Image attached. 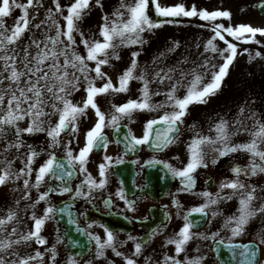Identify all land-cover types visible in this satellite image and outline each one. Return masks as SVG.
Returning <instances> with one entry per match:
<instances>
[{
	"label": "rangeland",
	"instance_id": "obj_1",
	"mask_svg": "<svg viewBox=\"0 0 264 264\" xmlns=\"http://www.w3.org/2000/svg\"><path fill=\"white\" fill-rule=\"evenodd\" d=\"M258 1L148 0L149 20L160 26H145V31L139 34V40L135 34L126 33L124 38L115 36L111 42L115 47L107 49L106 55L97 56V59L107 60L106 64L100 65L103 73V78H100L92 71L96 67L95 61L86 59L89 49L82 41H87L91 46L105 43L101 35L102 29L115 25L119 30V27L130 19L128 8L133 7L138 0H90L89 7L81 14V19L76 21L77 31L72 33L75 44L70 48V52L84 58L89 70L86 73L87 79L76 72L79 80L75 83L79 90H72L70 95H62H65V99L73 106L82 108L87 100L86 89L89 82L99 89L110 81L115 89L120 86L119 81L123 74L131 70L132 79L128 81L126 91L116 92L109 89L108 92L94 97L96 109L104 116L103 130L108 132L115 124L112 123V117L116 116L118 121L129 123L133 133L142 139L152 119L164 118L179 111L174 107L175 100L184 99L190 89L202 91L213 83L214 75L219 73V69L230 55L228 44L236 48L237 54L219 82V87L214 94L204 97L206 102L188 105L186 114L182 117L181 133L172 140L173 143L171 142L168 148V153L177 152L180 156L182 153L183 160L193 161L194 155L198 153L200 163L212 162L215 166L223 164V170L218 173V183L209 196L200 191L193 192L194 199L189 208L203 206L206 197H210L215 203L212 204L209 220L203 227L197 230L190 227L191 239L182 246L179 254L176 252V244L169 241L179 242L182 239L179 234L186 225V208L172 215L168 223L170 225L166 226L167 230L165 228L162 231V240L158 245H152L149 241L147 245L141 246L133 233L110 232L101 225L91 224L87 229L94 236L95 243L84 258L69 255L53 211L39 232L45 243L40 244L33 238L13 244L10 249L0 253L5 259V264H19V261L24 259H27L29 264H127L128 260H132L133 264H166L161 263L156 254L166 249L170 252V262L181 260L184 264H195L197 261L199 264H217L211 251V241L215 237L250 239L257 242L260 246L258 264H264V212L261 211L264 208V172L252 173L254 165L264 168V160L242 149V146L255 141L256 150L264 152V138L255 135L264 128V36H251L246 33L237 39L226 31L228 28L235 31L240 26L264 29V16L256 9ZM17 2L26 4L27 0ZM75 2L76 0H34V7L28 10L31 25L45 21V26L35 29L30 25L31 31L24 34L20 46L23 48L30 44L32 39H44L45 35L55 36V28L51 27L52 22L48 20L49 15H53L61 32H64L65 17ZM57 3L60 12L56 11ZM157 4L161 8L183 6L186 11L195 8L197 15L159 16L156 13ZM205 11L209 14L217 11L228 12L230 16L214 20L201 19L198 14ZM21 14L20 9H15L12 15L4 18L5 26L11 29ZM33 16L35 19H31ZM217 26H220L223 40L219 39L213 30ZM61 39L66 45V38L62 35ZM245 40L248 42H244ZM212 48L216 50L213 51ZM73 71L75 70L69 69V72ZM145 86L149 97L147 103L152 110H134L130 115H122L116 111V108L129 102H144ZM169 93L174 99L169 100ZM55 103L56 108H44L47 115L39 118L40 130H34L32 133L24 131L33 123L31 117H25L16 124L21 130L19 136L16 135V128L7 125L4 126L3 133H0V175L9 170V165L12 173L6 183L0 186V219L7 220L9 214H14L15 217L0 234L5 240H20L22 236L31 234L34 231L35 219H44L48 208L54 210L58 198L48 192V176H45L38 187H33L37 183L38 170L53 154L68 156L69 152L72 156L68 157L80 168L77 157L86 146L87 133L98 122L96 109L89 106L84 114L75 120L74 125L70 126L75 127V131L63 130L53 139L49 132L59 123L60 113L57 109H63L61 102ZM222 124L227 135L226 140L220 138L218 128ZM184 139L193 142V147H189L188 151L182 145L181 141ZM17 143L20 144L19 148L12 146ZM107 147L113 150L117 146L111 140ZM233 147L238 150L228 151ZM200 149L206 152V156L201 155ZM221 152H225V155H220ZM92 154L91 151L87 159L94 156ZM29 156H33L30 165ZM84 169L81 171L82 176L92 174L85 167ZM183 169L185 170V167ZM236 169L240 170L239 174ZM21 170L26 174L18 177L17 174ZM25 180L28 181V188L24 187ZM230 183H237L242 187H223ZM222 187L223 195L219 192ZM40 195H46V199L36 203ZM249 195L253 199L248 204V211L253 215L248 218L241 234L234 236L232 229L236 227L235 221L241 215V201ZM13 229L16 230L15 234H12ZM109 233L112 235L110 246ZM100 245L105 247L101 249ZM137 245H140L139 253L136 252Z\"/></svg>",
	"mask_w": 264,
	"mask_h": 264
},
{
	"label": "snow or ice",
	"instance_id": "obj_2",
	"mask_svg": "<svg viewBox=\"0 0 264 264\" xmlns=\"http://www.w3.org/2000/svg\"><path fill=\"white\" fill-rule=\"evenodd\" d=\"M155 2V0H153ZM90 0H76V2L68 9V15L65 17L66 20V30L61 32L59 24L53 18V15H49L48 20H50L51 27L55 28V36L45 35L44 39H32L30 44L25 45L23 48L20 46V42L26 32L31 31V27L35 29H41L45 26V21H41L38 24L31 25V20L29 18V9L34 7V0H27L26 4L18 3L17 0H0V133H3L4 126H10L16 128V135L19 136L21 130L16 127L18 121H22L25 117H31L33 123L24 131L27 133H32L34 130H40L39 127V118L41 116L47 115L44 112V108L52 107L56 108L55 102H61L63 104V109H57L60 113L59 123L57 126L49 132V135L55 139L56 136L63 130L75 131V127H70L74 125L75 120L84 114V111L91 106L93 109H96V104L94 102V97L97 94H103L112 89L116 92L126 91L128 81L132 79V71L129 70L123 74L120 78V86L113 89L112 84L109 81L102 88H95L89 82V86L86 89L87 100L84 103L82 108L73 106L70 101L65 99V95L62 94H71L72 90L78 91L75 81L79 80V77L76 76V72L81 73L87 79L86 73L88 70L84 58L76 55L74 52H70V48L75 44L73 32L77 31L76 21L81 19L82 12L89 7ZM15 9H20L22 14L16 19L15 24L11 29L5 26L4 18L12 15V12ZM148 10V0H138L133 7L128 8L130 13V19L127 20L122 26H112L111 28L104 27L101 31V35L104 37L105 43H96L94 46L89 45L87 41H82L89 50L87 52L86 59L88 61H95L96 67L92 69L96 73L97 77L103 78V73L101 72L100 65L106 64L107 60L97 59L98 55H106V50L109 48H114L111 42L115 36L121 38L125 37V34H135L136 39L139 40V34L145 31V26L148 28L159 27V24L151 23L147 15ZM56 11L60 12V6L56 4ZM156 13L159 16H194L197 15L195 8L191 11H186L183 6L167 7L161 8L158 4L156 5ZM199 17L205 20H214L218 17L228 18L230 14L228 12H213L209 14L208 12H200ZM31 19H35L33 16ZM106 19V18H105ZM31 25V27H30ZM220 26H217L213 30L216 32V36L219 39L223 40L224 37L220 35ZM228 35L233 36L237 39L240 38L243 34H250L255 36L257 34L264 36V29H254L251 26H240L235 31L232 28L226 29ZM66 38L67 44L61 39V36ZM135 42V41H133ZM244 42H248L245 40ZM211 47V42H209ZM215 51V48H212ZM228 51L230 55L227 57L226 62L219 69V73L214 75L213 83L207 85L203 88L202 91H195L194 88L189 90L188 96L184 99L175 100L174 107L178 108L179 111L174 112L170 116H165L161 121H152L147 125L148 130H152L154 124L156 123H168L170 131H176L175 125L182 120V117L186 114V109L191 103H204L206 102L204 97L210 94H214V91L219 87V82L226 74V70L229 65L232 63L233 59L236 56V48L232 44H228ZM135 67V61H133V68ZM69 69L75 71L69 72ZM199 81V77L196 78ZM162 82V81H161ZM195 87V86H194ZM175 91V86L173 87ZM159 94V93H157ZM169 100L174 99L171 93L168 96ZM148 92L147 87L144 89V102H129L122 107L116 108L118 113L122 115H130L134 110H152L147 103ZM52 101L53 103H50ZM96 115L98 116V122L94 128L87 133L86 136V146L80 151L77 160L81 165V171H84L83 165L86 163L88 154L93 150L94 147L106 146L104 144V137L101 135V132L104 127V116L96 109ZM118 117H112V123H116ZM221 133V139L226 140L227 135L225 133L224 125H220L218 128ZM260 138H264V128L260 132L255 134ZM149 143V133L146 132L145 136L142 139H136L135 144H145ZM171 143V140L168 137L164 138V144ZM203 143V141H201ZM164 144L154 145L157 148H163ZM13 147L19 148L20 144H14ZM242 149L248 152H251L254 156H259L261 160H264V152L257 151V144L253 141L251 144L242 146ZM238 149L233 147L228 149V151L235 152ZM35 153H33V156ZM220 155H225V152H221ZM33 156L28 157V164L30 165ZM68 156L71 157V152L68 153ZM197 166H203L200 164L199 154H195L193 157V162L189 163L187 168L184 171L177 173L180 177L187 178L188 181H191L190 173L195 170ZM64 167L61 163H55L53 159H49L42 167L38 170L37 183L33 187H38L39 183L44 180L45 176L59 177L63 179L64 176H71V172L58 173V169ZM239 174L240 170H235ZM257 171L264 172V168L258 166L252 167V173L255 174ZM104 166L100 167V176H104ZM26 173L21 170L17 176L25 175ZM12 173L9 170L5 171V174L0 175V186L6 183L10 178ZM85 183L91 184L92 187L102 188L104 182L101 181L99 184H96L95 181H92L89 178ZM24 187L28 188V181H24ZM223 187L236 189L242 187L237 183L226 184ZM65 192L69 191L67 187L64 189ZM77 196H80L81 193L78 191ZM207 195V194H205ZM27 199L28 197H24ZM46 199V195H40L36 203ZM253 199L249 195L245 200L241 201L242 211L240 217L235 221L236 227L232 229L233 235H240L244 225L247 223L248 218L253 215L252 212L248 211V204ZM215 203V201H212ZM208 205H205L207 207ZM54 210L48 208L45 213L44 219H35L34 231L29 234L22 236L20 240H5L0 236V253H3L10 249L13 244H19L21 240L28 241L33 238L40 244H44L45 241L40 238L39 232L45 220L48 218V215L51 214ZM264 212V208L261 209ZM193 212L202 213L203 208L194 209ZM14 214H9L7 220L0 219V234L3 233L4 227L13 220ZM185 220H188V217L185 216ZM15 229L12 230V234H15ZM182 239L179 242L169 241V243L176 244L177 254L182 251V246L187 243L190 236V224L185 225L179 234ZM112 235L108 234V246L111 245ZM264 242V241H262ZM101 249L105 245H100ZM233 249H240L239 255L243 257L240 261V264H257L256 255L258 248L255 245H232L230 246ZM140 245H137L136 252L139 253ZM119 255V253H117ZM39 253H37V257ZM235 256V253H234ZM0 264H5V259L3 256H0ZM19 264H29L27 259L20 260ZM127 264H133L132 260H128ZM179 264V262H175ZM199 264V262H195Z\"/></svg>",
	"mask_w": 264,
	"mask_h": 264
},
{
	"label": "flooded vegetation",
	"instance_id": "obj_3",
	"mask_svg": "<svg viewBox=\"0 0 264 264\" xmlns=\"http://www.w3.org/2000/svg\"><path fill=\"white\" fill-rule=\"evenodd\" d=\"M121 124H123V127L127 128L132 138L135 140L140 139L133 133L130 124L123 120H119L112 125L109 132L103 130L101 133H105L108 138L105 144L106 146H103L99 151L92 150V155L94 156L88 157L86 163L83 165V168L85 167L87 171L92 174L87 173L82 176L81 167H77L68 156L64 155L69 159L76 170V176L71 181V190L66 197L74 201L77 217L83 224L86 234L92 239V245L87 255L90 253L95 243L94 236L87 229L88 226L91 224H98L110 231L102 221L97 219L94 214L95 211L110 215L120 214L128 219L131 225L128 231L116 229L110 232L120 231L133 233L141 246L147 245L149 241L152 245H158L162 240V231L167 225H170L168 223L172 215L184 208H186L184 218L185 216L188 217V213L194 209L203 208L205 211V219L201 226L203 227L209 220V212L211 211L213 203L210 197H206V203L203 206L199 205L189 208L194 199L192 193L200 191V193L209 196L214 186L218 183L217 177L219 171L224 168L222 163L215 166L212 162H202L200 164L203 166H197L195 170L190 173L191 181L185 180V177H180L177 173L184 171L183 168L185 167L186 169L188 164L193 161L188 159L183 160L181 157L183 155L182 153L181 156L177 152L172 154L168 153V148L173 143L172 141L171 144L169 143L165 148L159 151L148 148L146 144H140L138 147L132 146L125 149V147L113 136L114 128ZM177 124L179 130L173 139L177 138L178 134L181 133L183 118ZM119 132H121V129ZM111 140H113L117 146L113 150L107 147ZM186 140L187 139H184L181 142H183L182 145L185 150L188 151L189 147H193V142ZM131 152L134 153L129 154ZM201 155L206 156V152L202 150ZM222 158L219 157L221 161L223 160ZM101 165L104 166L105 170L103 177L100 176ZM89 178L95 181L96 184L103 181L104 186L102 188L92 187L91 184L85 183ZM167 180L171 182L168 187L167 182L163 184ZM151 181L153 183H151ZM150 183L152 187L148 190L147 186ZM192 184H194L195 187L191 189L188 186ZM219 190L221 195H223V187ZM78 191L81 193L80 196L76 195ZM57 198L60 199L59 197ZM205 205L208 206L205 207ZM172 221L174 220L172 219ZM194 221L197 223V220ZM186 223L190 224V227L194 230L201 228L193 227L189 218ZM57 227L60 228V233L65 241L63 235L64 227L58 221ZM159 232L162 234L160 233L156 236ZM216 238L220 237H215L213 240ZM213 240L211 241V251L217 264H219L212 250ZM159 252L156 254L161 263L175 264V262H179V264H184L181 260H173L170 262V257L168 255L170 252L168 249Z\"/></svg>",
	"mask_w": 264,
	"mask_h": 264
},
{
	"label": "water",
	"instance_id": "obj_4",
	"mask_svg": "<svg viewBox=\"0 0 264 264\" xmlns=\"http://www.w3.org/2000/svg\"><path fill=\"white\" fill-rule=\"evenodd\" d=\"M257 12L264 16V0H259L256 5ZM163 118H155L153 121H161ZM176 131H170L168 127V123H156L153 126L152 130H148L149 133V143H145L146 146L152 150L159 151L165 148L169 143L164 144V138L168 137L170 140L177 134L179 127L178 124L175 125ZM121 129V132L119 130ZM101 135L105 138L104 144L107 143V135L105 133H101ZM114 138L119 141L125 149L138 145L135 144V139L130 136L126 127H123V124L120 126L117 125L113 131ZM164 144L163 148H157L154 145L156 144ZM103 147V146H102ZM102 147H94V151H99ZM131 152L129 154H132ZM55 163H61L64 165L61 169H58V173H66L71 172L72 175L64 176L63 179L57 177L48 176L49 180V192L55 196H64L68 194L71 190V181L76 176V170L69 161L66 156L61 155H53L51 157ZM187 180V178L185 179ZM184 180V182H185ZM168 183L167 187L171 182L168 180L163 184ZM151 183H153L151 181ZM148 184V190L152 187V184ZM67 187L69 191L65 192L64 189ZM191 189L194 188V184L189 185ZM54 212L57 220L61 223L63 228V235L65 237V243L69 252L76 257L82 258L87 255L89 248L92 245V239L85 232L83 224L79 221L77 217V210L75 207V203L70 198H62L56 202ZM95 216L99 221H102L103 224L110 230H126L130 229L129 220L120 214H104L99 211L94 212ZM188 218L193 227H201L203 225L205 219V211L202 213L189 212ZM194 220H197L195 223ZM144 241V240H143ZM232 245H255L258 248V252L256 255V262L259 260V245L257 242L253 240H222L220 238H216L212 242V250L214 252V256L218 260L219 264H240V261L243 259L242 256L239 255L240 249H233L230 246ZM235 253V256H234Z\"/></svg>",
	"mask_w": 264,
	"mask_h": 264
}]
</instances>
